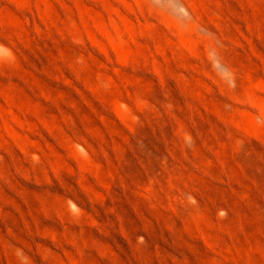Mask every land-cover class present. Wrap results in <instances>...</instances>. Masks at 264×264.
<instances>
[{
  "label": "rangeland",
  "instance_id": "1",
  "mask_svg": "<svg viewBox=\"0 0 264 264\" xmlns=\"http://www.w3.org/2000/svg\"><path fill=\"white\" fill-rule=\"evenodd\" d=\"M0 264H264V0H0Z\"/></svg>",
  "mask_w": 264,
  "mask_h": 264
},
{
  "label": "bare ground",
  "instance_id": "2",
  "mask_svg": "<svg viewBox=\"0 0 264 264\" xmlns=\"http://www.w3.org/2000/svg\"><path fill=\"white\" fill-rule=\"evenodd\" d=\"M4 245V244H3Z\"/></svg>",
  "mask_w": 264,
  "mask_h": 264
}]
</instances>
